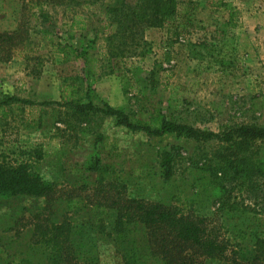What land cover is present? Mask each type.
<instances>
[{
  "label": "rangeland",
  "instance_id": "374dc122",
  "mask_svg": "<svg viewBox=\"0 0 264 264\" xmlns=\"http://www.w3.org/2000/svg\"><path fill=\"white\" fill-rule=\"evenodd\" d=\"M32 1L4 0L0 14V32L13 31L24 22L30 37L10 61L0 62V101L14 97L29 102L0 108V145H42L44 155L34 169L56 185L57 199L0 201V249L9 261L15 256L44 258L38 252L41 246H36L35 225L64 218L78 227L73 239L81 257L96 259L97 264H132L129 250L143 243L137 228L129 226L121 235L114 230V211L106 210L98 222L88 215L91 206L108 196L106 191L94 196L99 179L103 185L113 181L124 186L130 197L211 217L231 235L240 227L249 233L254 216L264 220V177L251 184L216 174L219 143L154 137L117 125L113 117L74 113L63 106L74 89L82 88L74 96L82 97L88 79L82 59L66 62L55 50L70 34H81L77 45L94 41L90 52L99 62L93 92L83 103L109 105L143 123L162 111L170 121L218 134L234 126H264V0H193L200 6L191 28L173 45L167 44L166 27L144 28L123 40L118 34L111 45L105 41L117 29L107 9L134 7L140 0H41L44 20ZM218 1L231 3L237 11L231 24L228 11L214 6ZM73 19L77 25L69 27ZM45 29L51 31V41L43 39ZM142 51L144 58H136ZM130 58L126 63L136 66L135 78L122 72L121 62ZM139 79L145 81L140 83L143 94L131 86ZM258 145L264 149V142ZM168 151H173L174 160L167 180L159 160ZM94 162L95 169H86ZM218 185L228 189V196L217 194ZM68 196L80 202L78 210L66 209ZM194 264L221 262L199 259Z\"/></svg>",
  "mask_w": 264,
  "mask_h": 264
},
{
  "label": "trees",
  "instance_id": "16d2710c",
  "mask_svg": "<svg viewBox=\"0 0 264 264\" xmlns=\"http://www.w3.org/2000/svg\"><path fill=\"white\" fill-rule=\"evenodd\" d=\"M31 4L36 7L38 15L43 20L47 18L41 0H33ZM199 6L200 3L193 0H140L134 7L110 6L107 11L113 14L117 29L115 33L107 36L105 41L111 45L118 34L123 40L124 36L135 35L137 31H143L144 28L166 27L167 44L173 45L177 39L188 33ZM214 6L227 10L229 13L227 23L233 22L237 11L231 3L218 1ZM3 9L4 0H0V14ZM37 25L35 23L34 32L38 29ZM28 32L24 22L13 31L0 32L1 63L10 61L17 48L23 47L30 40ZM50 32V30H43L41 32L43 39L49 38ZM68 39V42L58 44L55 50L66 62L72 58L82 59L88 80L82 97H74L82 92V88L79 92L74 89L69 97L64 99L63 106L69 107L74 113L92 112L113 117L117 125L132 131H144L154 137L174 135L195 142H217L221 146L216 155L220 166L216 174L229 175L232 179L240 177L251 184L264 177V149L258 145L264 142V126H234L218 134L170 121L162 111L152 114L143 123L109 105L95 107L90 100L83 103V99L90 98L93 92L92 80L95 81L99 59L90 52L94 41H79L77 45L73 35L70 34ZM144 56L145 52L142 51L135 57L143 59ZM131 59L133 58L121 62L122 72L125 76L135 78L136 72H133L136 66L133 62L126 63ZM141 82L145 81L139 79L135 82L136 85H131L135 86L138 94L144 93ZM152 88L155 89L154 86ZM14 102L29 104L26 100L10 97L0 101V108ZM43 155L40 144L26 143L19 146L12 144L4 148L0 145V158H2L0 160V201L43 198L49 202H55L56 185L43 179L34 169V164L41 161ZM173 160V151L160 154L159 165L164 179L168 180L173 175ZM95 168V162L86 167L89 171ZM214 190L219 196H228L229 193L223 185L214 187ZM105 191L108 192L105 201L91 206L88 215L94 220L93 222H98L102 220V214L106 210H111L116 213L114 230L118 234L127 232L129 226L137 228L143 243L140 247L136 246L135 249L129 250L127 255H130L132 264H194L199 259L219 261L221 264H264V228L262 227L264 220L261 221L256 216L253 217L254 222L256 219V222L252 223L254 228L251 226L249 233L240 227L236 234L231 235L227 231L222 232L212 222L211 217L187 214L178 205L162 201L130 197L124 186L113 181L103 185L102 180L99 179L94 189V196L99 197ZM261 200L264 202V194ZM64 201L68 211L79 209L80 202L72 196H68ZM34 230L39 234V243L37 242L36 246L41 247L38 248V252L44 258L34 260L30 257L15 256L9 261L6 253L0 249V264H97L96 259L90 261L80 256V247L73 239L76 238L74 235L78 227L74 226L72 221L63 218L60 222L50 220L45 225L37 223Z\"/></svg>",
  "mask_w": 264,
  "mask_h": 264
},
{
  "label": "crops",
  "instance_id": "0c3cea01",
  "mask_svg": "<svg viewBox=\"0 0 264 264\" xmlns=\"http://www.w3.org/2000/svg\"><path fill=\"white\" fill-rule=\"evenodd\" d=\"M75 25H77V22H75L74 19H73L72 24H70L69 27H73ZM78 26H79V24H78ZM81 27L83 28V26H79L78 29L81 28ZM71 35H73L74 39H77V38H80L81 37V34L78 35L79 37L77 35H74V34H71ZM46 39L47 40H50L51 39V35L49 36V38H46ZM46 39H44V40H46Z\"/></svg>",
  "mask_w": 264,
  "mask_h": 264
}]
</instances>
